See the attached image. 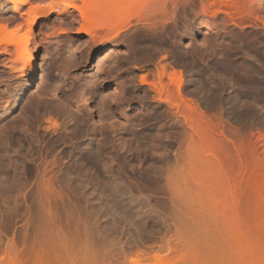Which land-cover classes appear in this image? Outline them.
Returning a JSON list of instances; mask_svg holds the SVG:
<instances>
[{
    "label": "rangeland",
    "instance_id": "1",
    "mask_svg": "<svg viewBox=\"0 0 264 264\" xmlns=\"http://www.w3.org/2000/svg\"><path fill=\"white\" fill-rule=\"evenodd\" d=\"M59 1L39 4L50 14L33 36L42 38L44 92L15 104L26 73L14 67L11 44L22 39L23 29L0 42V132L10 136H5L8 155L19 150L31 168L30 175L13 180L20 192L0 189V264H264V28H233L215 57L209 50L216 32L188 15L185 34L182 21L177 23L185 35L180 52L171 43L172 0H139L137 11L136 0H127L125 6L114 5L118 12L113 9L109 20L130 24L118 36L127 34L123 45L133 53L111 65L114 43L121 39L114 42V33L93 43L80 31L77 11L62 5L49 11ZM252 4L264 14V0ZM21 8L24 14L28 6ZM20 22L12 6L0 0V25L14 30ZM102 44L107 49L100 51ZM90 54L93 61L85 66ZM162 64L180 74V96L190 108L182 111L178 99L169 118L156 120L160 102L164 111L170 109L139 80L151 81ZM86 103L95 106L96 115L86 113ZM117 108L131 122L125 124ZM75 128L85 132L78 140ZM89 145L105 146L103 160L113 169L120 168V155L123 171L135 175L128 182L141 193L133 196L152 216L144 233L123 227L118 216L104 210L103 196L77 189L82 179L71 190L62 179L60 172L73 164L70 152ZM104 222L114 233L104 230ZM157 252L161 259L155 261ZM134 254L147 260L131 263Z\"/></svg>",
    "mask_w": 264,
    "mask_h": 264
},
{
    "label": "bare ground",
    "instance_id": "2",
    "mask_svg": "<svg viewBox=\"0 0 264 264\" xmlns=\"http://www.w3.org/2000/svg\"><path fill=\"white\" fill-rule=\"evenodd\" d=\"M132 1H134V0H132ZM140 1L144 2V0H140ZM254 1L255 0H172L170 3L171 4V7H170L171 8V14H172V17L170 16L171 17L170 19H172V22L174 24L173 37L171 38L172 47H174V49L176 51H180L182 49V46H183L182 41H183V37L185 35L183 36L182 33H180V30H179L180 27L178 28L177 23L179 21H182V23H183L182 29H183V33L185 34L189 28L187 21H186L187 20L186 18L188 15H192L194 21L196 23L199 22L200 25L202 27H204L205 29L212 30V31L216 32L215 36H217V38L214 41L215 45L212 48H210V50H209L212 53L215 52L214 55L216 54L215 50L219 49L221 43L223 44L222 40L225 38L224 36H226V35L228 36V35L233 33L232 32L233 28H238V29L244 30L247 28H255V27H257V24H260L264 28V14L261 11L259 4H256V5L252 4ZM34 2L36 5L31 6L28 0H5L6 6H12L13 13L18 14V17L20 18L21 22L18 24V27L14 30H9L6 26L0 25V42L3 38L14 35L18 31L23 29L22 30V32H23L22 39L17 41L14 44H11L13 46V52H14V60H13L14 67L19 68L20 69L19 71L21 73H26V75H25L26 80L21 85L20 93L17 92L15 97H13L15 104L17 102H21L24 98H27L29 96L34 95L35 93H42L45 91V87L41 83V75H40V68H39V62L43 58V46H41V44L38 41L41 40L42 38L39 34H37L36 39H34L33 36L36 35V31L39 27L41 20L46 18L47 16H49L50 13L45 12L43 10V8H41L39 6V4H41L43 2V0H34ZM77 2L80 5L79 4L77 5ZM89 2H92V0H89ZM89 2H88V0H67V1H61L60 0L57 4H55L53 7H51L49 11L50 12H57V8L59 5H62L65 8V10L66 9H72L74 11H77L79 14L80 20L82 22L80 31L83 32L84 34H86L88 36V38L90 40H92L93 43L94 42L96 43V41L101 42L102 41L101 39H103V38L105 39L108 35H109L108 36V38H109L114 33L116 34V36H118L119 33H121V31L123 32L124 30H126V27L128 25H130V24H128V22H124L123 19L121 21L120 20L118 21L117 19H115L118 22H116L115 20L113 22L109 20L111 18V15L113 14V11L115 10L114 5L116 3H118L119 6H120V4L123 5L125 2L128 3L127 0H98L95 2L93 0V3H91V5L89 4ZM129 2H131V0H129ZM110 3H113V6H111ZM134 3H137V5L135 4L136 7L133 4V7H135L136 11H137V7L141 4H139L140 3L139 0L138 1L136 0V2H134ZM24 4L27 5L28 8L25 11V13L22 14L21 13L22 12L21 7L24 6ZM125 5H123V6H125ZM144 5H146V1H145ZM116 6L119 7L117 4H116ZM117 12H118V10H117ZM120 12H122V11H120ZM120 12H119V14H120ZM122 13H125V12L123 11ZM138 20H140V19H138ZM141 21H143V17H142ZM108 22H110V23H108ZM114 22H115V24H114ZM110 24H112V25L114 24V26L111 29H107V28H110ZM104 25L107 26L106 29H104ZM99 28H101V30ZM123 34L124 33L121 34L122 36H118L116 39H114V42L119 41V39H121L120 41L122 43L121 42L114 43V44H117V46L116 45L115 46L118 49L115 48L113 45L114 49L112 51L113 55L111 58V60H112L110 63L111 65L117 64L120 59H123V58H124V60H125V58L127 59V57H129L131 55V53H133V52H131V49L128 47V45H126V44L123 45V42L125 39L124 37L127 35V34L126 35L124 34L125 35L124 36ZM129 36H128V38H130V40L132 42L136 41L135 37H129ZM130 40L128 42H130ZM112 42H113V40H112ZM112 42L108 43V45H111ZM9 45H10V43H9ZM105 46L103 44L99 45L98 50L101 51V49L102 50L107 49V48H104ZM221 47H222V45H221ZM122 48H124V50H122ZM183 48H185V47H183ZM4 52H6V50ZM205 52H204V54H201V57L203 55V57L201 59L202 61L207 60L206 59L207 54ZM126 53H128L127 54L128 56H125ZM205 54H206V56H205ZM216 55H218V54H216ZM216 55H215V57H216ZM189 57L193 58L192 56H189ZM193 60H194V58H193ZM92 61H93V55L90 54L88 56V58L86 59V61L84 62L85 66L91 65ZM195 62H196V60H195ZM158 67L159 68L156 70V73H154V75L153 74L150 75V76H152L151 81H149L147 79V77L143 76L140 78L139 83L142 85H146V86L150 87L149 89H151V91L154 92V95L155 94L157 95V99L159 101L165 102V104L169 107V109L170 108L172 109L173 103L176 100H177L175 102L176 104H174V105H177L178 102L182 101L179 105L182 104L183 107L180 109L181 110L183 108L187 109V107L189 105H187L186 104L187 102L185 100H182L183 98L180 96V93L182 92L181 87H182V83H183L181 80L180 74L178 75L177 74L178 72H176V70H174L173 68H171V70H168L167 67L164 66L163 64L158 66ZM107 69H110V67H108ZM105 71H106V69H105ZM110 77H111V75H110ZM214 93L216 96L218 95L217 91H214ZM64 99H62L60 102H62L63 105H66V100H64ZM155 99H156V96H155ZM178 99H180L181 101L180 100L178 101ZM119 100H121V99H119ZM112 101L115 103L116 106H118L119 102H118L117 98L113 97ZM184 101L186 103H183ZM160 103L158 104L159 114H158L156 120H162V119L169 118V116L171 115V109L168 111L167 110L164 111L162 104H160ZM184 104H185V106H184ZM179 105L174 106V107H177L176 109H178ZM94 107H95L94 105H90V104L86 103V110H87L86 113L90 116L96 115V112H95L96 110ZM188 108H190V107H188ZM116 110H119V109L117 108ZM176 111H179V110H176ZM188 111H189V109L187 111L185 110L186 113H188ZM119 112H121L120 118L123 120V122L125 124L131 122V120L128 121L129 119H128V117H126L123 110L122 111L119 110ZM179 113H180V111H179ZM97 116H98L99 125L100 124L103 125L102 122H104V121H102V119L104 117L102 118L103 115L101 114V112L98 113ZM189 116L190 115H188V116L186 115L185 116L186 119L189 120L190 119ZM185 117H184V120H186ZM12 128H14V127H12ZM55 128L56 127H54L53 129H55ZM110 128H111V126H110ZM172 129H173L172 126H169V133L172 132ZM2 130H4V129H1V131ZM13 130H15V128ZM13 130L11 129V131H13ZM4 132L7 133L8 131L6 132V130H5ZM83 133H85V132H83L81 129L78 130L75 128L72 130L73 137L76 140L81 138L83 136ZM150 133H151V131H150ZM4 134H3V132H0V189H2V191L7 190V191H14V193L15 192L18 193L22 190V188H21V186H17L18 182H17V184H15L16 182L13 180H16L20 176L30 175L31 174V168L27 165V162H28L26 159L27 157L25 158L24 157L25 155L21 154V152L19 150H15V151L12 150L11 151L12 153L9 152L10 156L8 155L7 151H9L10 149H8V147L6 148V146H8V145H7V141H6L5 136H7V137H10V136H8V135L4 136ZM12 136H11V138H12ZM59 139H61V138H59ZM9 146H11V145H9ZM103 147H105V146L99 145L98 148L95 149V147H94V149H93L89 145V146L83 147V149H79L77 151H76V149H74L76 152L75 151H74V153L70 152V154H69V156H71V158H72L73 164L72 165L70 164L71 165V166L69 165L70 167L65 166L67 168H65L63 171L61 170L62 171V172H60L61 177L67 184L69 182V187L72 186L70 188V190L72 188L76 189V183L82 179L80 182L84 181L83 182L84 184L83 185L80 184L79 185L80 187L77 186L78 187L77 189H79L83 192H85V191L90 192L91 193V194L89 193L90 195H92V193H93V194L103 196L105 198V200L101 201L99 203L101 204V207L104 210L106 209V211H111V212H113V214L118 216L121 219V221L124 223L123 227H132L133 230H135V232L137 231L138 233H144L146 231L147 227L149 226V219H152V216L146 215V213L142 212V210L145 209V205H143L142 202L135 199L134 198L135 195L133 196V194L135 192L137 194L141 193L140 189L136 188V190H135L134 188H132V186L128 182L130 179L135 177V175L131 176L129 174H126L123 171L124 161L122 160L121 156L118 154H117V158H118V160L120 159V161H119V163L121 164L120 168L119 169L116 168L117 169L116 170V169H113L111 166H108L106 164V162H104V160H103V154H104V150L102 149ZM118 147H120V146H118ZM5 148L8 150H6ZM74 148H75V146H74ZM122 148H124V147L121 146L120 149L117 148L118 152ZM131 151H132V149H131ZM128 152H130V151H128ZM165 174H166L165 179H166L167 187L169 190L171 188L169 186L171 185V182H172L171 174L169 172H167ZM149 175L150 174H147L144 178H146V179L149 178L150 177ZM151 175H154L152 179L156 180L155 176L159 177L161 175V173L159 171L158 173L155 172L154 174H151ZM58 177H60V176H58ZM139 177L140 176H138V178ZM21 178L22 177H20V180H21ZM16 181H18V180H16ZM13 182H15V183L13 184ZM11 183H12V185H10ZM75 189H73V190H75ZM44 190H45V188H44ZM42 191H43V188H42ZM92 203H93V201H92ZM104 223H105L103 226V227H105L104 230L107 229V230H105L107 232L111 231L112 227L110 228V223H108V222L107 223L104 222ZM113 233H114V231H113ZM141 258H144L147 260V258L145 256L139 257L136 254H134L133 257L131 258V263H136ZM152 259L155 261L160 260L161 259L160 253L157 252L156 254H154L152 256Z\"/></svg>",
    "mask_w": 264,
    "mask_h": 264
}]
</instances>
